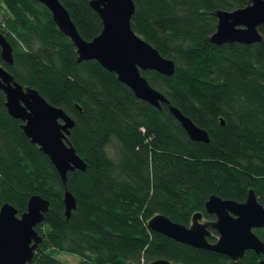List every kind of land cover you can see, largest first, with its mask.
Here are the masks:
<instances>
[{"label":"trees","instance_id":"obj_1","mask_svg":"<svg viewBox=\"0 0 264 264\" xmlns=\"http://www.w3.org/2000/svg\"><path fill=\"white\" fill-rule=\"evenodd\" d=\"M90 0H61L79 32L91 39L102 28ZM249 0H134L131 26L174 60L164 74L143 69L149 83L208 131L190 137L168 105L135 95L97 59L78 60L73 41L39 0H0V31L13 47L3 64L23 85L35 87L74 119L69 140L86 162L64 182L47 153L31 141L7 109L0 88V207L22 213L30 195L49 199L36 224L42 240L26 264H260L262 253L227 254L176 240L148 225L155 213L189 225L195 212L208 219L211 193L244 200L253 188L264 204V23L262 39L221 44L210 40L218 8ZM76 197L65 212L64 191ZM264 240V226L254 228ZM218 231L211 228L210 241Z\"/></svg>","mask_w":264,"mask_h":264},{"label":"water","instance_id":"obj_2","mask_svg":"<svg viewBox=\"0 0 264 264\" xmlns=\"http://www.w3.org/2000/svg\"><path fill=\"white\" fill-rule=\"evenodd\" d=\"M39 1L50 9L58 27L75 44L78 60L97 59L131 87L136 96L157 107L161 102L166 103L191 138L209 140L208 131L173 105L142 73L143 69H155L170 75L175 70V62L132 28L130 19L135 9L134 0H90L102 19L101 30L91 39L81 35L61 0ZM214 13L217 25L209 36L211 41L218 44L250 43L262 39L258 27L264 23V0H249L246 5L233 9L218 8ZM0 46L2 58L12 63L13 47L1 31ZM0 88L5 93L9 113L22 120L26 134L48 154L64 182L68 170L85 169L86 162L69 140L74 125L71 115L61 106L49 102L37 88L17 81L1 63ZM63 200L68 216L76 207V197L66 188ZM49 204V199L34 193L22 213H18L10 202L1 205L0 264H26L32 259L42 240L35 226L44 219ZM205 209L214 213L215 218L202 219V212L197 211L191 223L186 225L159 212L149 218L148 225L176 240L219 251L234 260L242 257L247 249H253L262 253L260 264H264V240L254 231L255 227L264 226V204L253 188L248 189L242 201L211 193L205 201ZM211 228L218 231L214 241L208 239ZM149 264H168V260L156 258Z\"/></svg>","mask_w":264,"mask_h":264},{"label":"rangeland","instance_id":"obj_3","mask_svg":"<svg viewBox=\"0 0 264 264\" xmlns=\"http://www.w3.org/2000/svg\"><path fill=\"white\" fill-rule=\"evenodd\" d=\"M1 12H2V10L0 8V15H1ZM59 256L61 258L67 259V260H69V261H71V262H73L75 264H80L79 263V259H78L79 256L76 253L62 252V253L59 254Z\"/></svg>","mask_w":264,"mask_h":264},{"label":"flooded vegetation","instance_id":"obj_4","mask_svg":"<svg viewBox=\"0 0 264 264\" xmlns=\"http://www.w3.org/2000/svg\"><path fill=\"white\" fill-rule=\"evenodd\" d=\"M203 215V214H202ZM202 219H208V218H206V217H204V216H202ZM263 227V226H262ZM255 228H257V227H255Z\"/></svg>","mask_w":264,"mask_h":264}]
</instances>
